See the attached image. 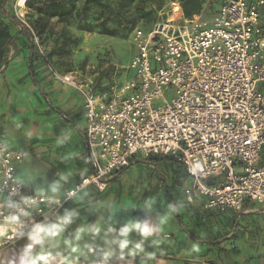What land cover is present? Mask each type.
I'll list each match as a JSON object with an SVG mask.
<instances>
[{"label":"built area","instance_id":"built-area-1","mask_svg":"<svg viewBox=\"0 0 264 264\" xmlns=\"http://www.w3.org/2000/svg\"><path fill=\"white\" fill-rule=\"evenodd\" d=\"M263 8L264 0H224L208 23L185 20L178 1L168 0L150 28L138 25L130 34L136 54L112 73L111 86L46 64L54 81L83 100L90 173L75 185L103 193L111 175L138 155L170 157L191 180L185 197H201L205 210L238 216L247 202L264 205ZM25 156L0 141V180L16 175ZM10 188L5 181L0 193ZM22 240L10 235L0 251L15 250Z\"/></svg>","mask_w":264,"mask_h":264},{"label":"crops","instance_id":"crops-1","mask_svg":"<svg viewBox=\"0 0 264 264\" xmlns=\"http://www.w3.org/2000/svg\"><path fill=\"white\" fill-rule=\"evenodd\" d=\"M223 1L216 4L205 0L203 13L197 17L202 18L205 7L212 3L215 6L208 16L210 23ZM13 31L20 32L18 27ZM27 58V40L20 36L16 39L15 49H10L7 54L6 67L0 72V141L8 148L26 154L22 163L16 166V175L39 172L44 179L51 181L58 174H65L69 176L70 185L75 184L90 173L83 140V100L71 87L54 81L42 65L36 69L33 83L28 74ZM110 66L114 71L118 68L113 64ZM125 77L126 74L121 81ZM29 131L32 135L26 138ZM62 133L70 134V139L59 144ZM151 158L143 159L138 155L129 167L111 175L103 193L88 187L90 195L83 203L70 201L65 205L61 213L73 208L80 212L68 232L83 222L94 223L103 213L94 212L91 205L109 195L130 202L158 195L165 205L182 199L184 207L171 219L166 228L168 238L160 248L153 249L149 243L145 244L146 250L154 253L147 264H264V239H259L258 235L264 231L263 204L245 203L246 209H242L241 217L229 212L221 214L205 210L201 197L193 194L191 201L185 197L184 191L190 187L191 180L180 163L170 157ZM139 164L150 171L149 182L136 188L126 186L128 169ZM155 174L157 181L152 182ZM42 182L38 176L36 184ZM34 187L25 188L24 194L32 195ZM129 215L143 217L144 214L138 211L121 213L115 219L122 224ZM133 239L139 237L133 235ZM83 242L91 241L85 238ZM24 243L25 240L20 241L17 249ZM17 249L0 251V264H10ZM113 264H145V258L143 255L118 256Z\"/></svg>","mask_w":264,"mask_h":264},{"label":"clouds","instance_id":"clouds-1","mask_svg":"<svg viewBox=\"0 0 264 264\" xmlns=\"http://www.w3.org/2000/svg\"><path fill=\"white\" fill-rule=\"evenodd\" d=\"M25 135L30 138L32 133ZM69 139L70 134L62 133L58 143ZM38 176L43 181L39 185ZM5 181L13 184L14 189L10 188L6 195L0 193V242L10 235L15 240H25L10 258V264H113L118 256L137 255H143L147 264L154 253L148 252L145 244L160 248L168 238L166 228L171 219L184 207L182 199L165 205L158 195L141 198L139 202L109 195L91 205L94 212L103 213L94 223L83 222L68 232L80 217L79 209H64L61 213L58 208L62 202L83 203L90 195L87 188L70 185L65 174L48 181L39 172H25L6 177L0 184ZM29 186H35L34 193L25 195L23 190ZM134 211L142 212L143 217L129 215L122 224L115 219L117 214ZM37 214L42 219L37 221ZM133 235L139 239L134 240ZM85 238L91 242H83Z\"/></svg>","mask_w":264,"mask_h":264},{"label":"trees","instance_id":"trees-1","mask_svg":"<svg viewBox=\"0 0 264 264\" xmlns=\"http://www.w3.org/2000/svg\"><path fill=\"white\" fill-rule=\"evenodd\" d=\"M13 1L0 0V72L8 63L10 49H15L16 39L23 36L27 40L28 74L33 83L39 65L45 68L46 64H51L58 71L70 72L56 67L52 62L54 58L63 59L70 54L71 47L75 45L74 39L61 33L58 45L50 52H44V58L34 42V37L42 44L48 40L51 22H72L81 33L127 39L138 25L145 30L150 28L157 19V13L168 5V0H28L25 3L30 12L25 19L28 29L12 12ZM177 1L185 20L203 13L205 0ZM17 27L20 32L15 33L13 30ZM260 28L264 33V8L260 13ZM103 78L102 75L96 78L97 87ZM205 183L208 186L216 185L215 180H206ZM242 209H246V204Z\"/></svg>","mask_w":264,"mask_h":264},{"label":"rangeland","instance_id":"rangeland-1","mask_svg":"<svg viewBox=\"0 0 264 264\" xmlns=\"http://www.w3.org/2000/svg\"><path fill=\"white\" fill-rule=\"evenodd\" d=\"M18 1L21 2L22 0H14L11 3L12 12H14L16 17H20L26 22L25 19L27 15L30 16V12L25 6L19 8L17 4L16 7ZM212 2L217 4L219 0H212ZM211 4L212 3H209L205 7L203 17L200 19L201 21L204 20L208 22L210 20L208 16L210 15L212 6H215ZM50 29L51 32L48 40L44 41L43 44L38 41L40 47L46 53L50 52L51 49L58 45V37L61 33H65L75 40V45L71 47L70 54L63 59L54 58L52 63L60 69L76 71L88 77H94L95 75L97 78L102 75L104 77L102 80L104 86H111L113 81L114 75L112 73H114V68L110 65H116L118 68H127L131 59L136 54V48L132 45L131 37L122 39L99 36L95 33H81L76 30L72 22L60 23L53 21L51 22ZM105 66L106 68H103ZM131 73L132 72H130L129 75ZM117 77L122 78L123 76L118 74ZM157 105H160V103H156V106ZM128 170L129 172L126 175V186L136 188L149 182L150 171L144 165H135ZM154 181H157L156 174L152 177V182ZM257 212H259V209H257ZM238 216L241 217V214ZM255 220L254 218V221ZM249 224H252V222ZM249 224H247L248 227ZM252 226L254 227V224ZM258 235L259 239H264V231H261Z\"/></svg>","mask_w":264,"mask_h":264},{"label":"bare ground","instance_id":"bare-ground-1","mask_svg":"<svg viewBox=\"0 0 264 264\" xmlns=\"http://www.w3.org/2000/svg\"><path fill=\"white\" fill-rule=\"evenodd\" d=\"M25 1H28V0H22L21 2L18 1L19 3L18 2L16 3V7H17V4H18V7L22 8L23 6H25Z\"/></svg>","mask_w":264,"mask_h":264}]
</instances>
